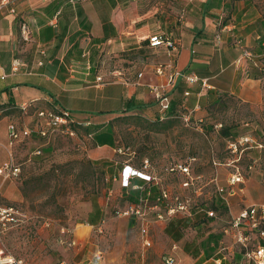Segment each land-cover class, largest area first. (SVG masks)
Listing matches in <instances>:
<instances>
[{"label": "crops", "instance_id": "1", "mask_svg": "<svg viewBox=\"0 0 264 264\" xmlns=\"http://www.w3.org/2000/svg\"><path fill=\"white\" fill-rule=\"evenodd\" d=\"M254 1L12 0L0 9V122H6L4 131L0 127V145L6 150L10 122L27 127L14 116L12 108L31 102L34 107L29 118L33 127L35 107L67 110L91 131L87 134L93 142L91 158L110 159L116 135L106 138L113 146L98 145L93 133L104 136L108 123L122 114L129 99L142 103L140 109L129 113L147 119L158 116L151 86L165 82L174 70L180 75L166 88L171 109L177 104L197 115L204 100L215 103L220 93H226L248 104L264 125V12L250 11ZM24 29L29 32L27 37L22 34ZM157 33L165 34L177 48L173 54L159 47L164 49L163 61L158 63L164 75L156 74V65L139 71L132 79L104 83L96 80L99 74L95 72L94 58L114 48H138L141 40L150 47L148 37ZM244 51L250 55L244 56ZM15 60L19 65H13ZM87 62L91 63L90 69ZM192 75L197 81H186V76ZM185 91L188 95H184ZM255 128L246 127L241 136H252L260 147H252L230 160L242 170L251 163L253 166L244 172L246 179L237 185L236 195L224 202L226 210L222 214L209 217L194 211L190 216L178 215L166 221L154 220V214L150 217L151 246L155 247L151 251L146 247L145 253L149 252L144 255L155 258L151 264H159L161 256L171 252L172 244L178 245L173 252L178 264L231 263V246L238 243L224 230L243 208L259 203L257 196L264 190V169L260 166L264 137L259 134H264V128ZM249 155L254 162L249 161ZM137 182L141 184L142 180ZM135 223L132 226L139 225ZM111 228L113 238H117L118 227ZM246 233L251 239L257 236L255 231ZM225 249L230 252L225 254ZM111 250L106 258L86 264H123ZM233 260L245 264L243 254L234 255Z\"/></svg>", "mask_w": 264, "mask_h": 264}, {"label": "rangeland", "instance_id": "2", "mask_svg": "<svg viewBox=\"0 0 264 264\" xmlns=\"http://www.w3.org/2000/svg\"><path fill=\"white\" fill-rule=\"evenodd\" d=\"M250 11L264 12V0H255ZM163 50L145 46L141 40L138 48L104 51L94 58L95 72L104 82L132 79L139 71L160 64ZM12 110L19 122L27 127L33 125L31 114H23L19 107ZM171 110L172 115L162 120L158 118L166 117L165 113L158 109L159 115L145 122L132 116L114 121L116 143L115 150L109 152L110 159L91 158L93 142L83 130V123L75 127L77 134L73 137L63 135L43 141L32 133L18 140L12 151L20 173L3 183L0 179V204L17 209L19 220L7 223L4 229L0 226V249L23 264H86L106 258L111 249L123 264L154 263V257L145 256L155 247L151 246L153 233L149 229L151 244L143 247L140 225L136 224L142 220L123 214L131 203L118 179H113L126 163L152 177L144 187L178 195L187 203L190 214L201 208L213 212L209 217L222 214L226 206L218 187H227L235 171L230 160L240 153L238 145L233 151L229 144L237 141L246 127L259 131L264 125L248 104L226 93H220L215 103L204 100L197 115L191 112L188 121L183 117L189 111L183 107L174 104ZM245 122L248 126L243 125ZM0 127L4 131L6 122L1 121ZM259 134L264 137L260 131ZM7 158V151L0 145V164ZM248 159L252 160L250 155ZM260 162L264 169V157ZM179 164L191 169L193 180L187 187L182 186L188 178L177 170ZM257 198L264 204V190ZM96 212L98 219L90 224L88 217ZM140 212L148 220L153 215L148 207ZM129 220L136 226L128 224ZM112 226L118 227L117 238H113ZM146 247L151 248L145 253ZM245 250L233 244L230 264H241L233 257Z\"/></svg>", "mask_w": 264, "mask_h": 264}, {"label": "built area", "instance_id": "3", "mask_svg": "<svg viewBox=\"0 0 264 264\" xmlns=\"http://www.w3.org/2000/svg\"><path fill=\"white\" fill-rule=\"evenodd\" d=\"M12 0H0V9L4 6L11 3ZM23 36L27 37L29 32L24 29L22 31ZM149 46L152 48L165 47L169 52L173 54L176 51V44L173 40L167 37L165 34L157 33L150 35L148 37ZM248 51H244V56H249ZM241 59H238L239 63ZM14 66L19 65V61L15 60L13 62ZM87 67L91 68V63L87 62ZM17 67H13V70H16ZM155 72L158 75H164L165 70L162 65L155 67ZM180 73L178 70H174L169 73L166 77L165 82L151 86V92L154 96L156 104L159 110L162 113H166L167 108L170 104V99L166 94V88L171 86L174 83V80ZM140 76V74L138 75ZM4 78V76H2ZM98 82L102 81L100 75L96 77ZM186 81L195 82L197 81L196 76H186ZM184 95H188V92L185 91ZM34 106L31 102H22L19 104V108L23 114H29L31 108ZM36 114V124L34 127H19L16 123L10 122L7 126L8 133V143L5 146L7 150L8 158L0 165V178L2 183L8 179L18 177L20 173V168L15 162L13 148L16 145L17 141L21 138L30 137L32 133H35L37 136L49 141L54 139L57 136H75L77 134L75 130V124L78 123L71 113L67 110L59 109H48V108H37L33 110ZM191 112L189 111L183 117L185 121L189 120ZM162 118V117H161ZM81 124V123H79ZM237 145L240 148V153L245 150L251 149L252 147H260V144L250 135L240 136L237 141L229 144V147H232L233 151L237 149ZM39 153V150L36 151ZM254 162V160H253ZM252 163L247 166L246 170L252 168ZM235 171L230 174L227 187L220 186L218 187V194L220 198L227 203L228 198L236 194V185L242 183L245 178V170H242L238 166H234ZM177 170L184 174L188 180H184L182 186L187 187L189 183L193 180L191 176V169L187 164L177 165ZM151 176L140 171L137 167H134L128 163L123 164L122 169L120 170L118 177L113 179H118L120 187L125 190L131 189H140L142 193L138 196V199L135 203L128 205L127 209L123 210L124 215H134L135 217H140L142 221L139 222L140 225V234L143 247L150 246L151 242L148 238L149 225L151 220H148L144 213L140 212L144 208L148 207L153 211L154 220L166 221L171 219L172 216L177 214H187L188 212L187 203L182 202L179 199L178 195L172 196L165 189H158L153 193L150 187L146 188L143 186L144 183H148L151 180ZM137 180H142L143 183H138ZM142 213V214H141ZM19 214L18 210L13 206H3L0 204V226L4 229L7 226V223L17 222L19 219L17 215ZM208 216L213 215L212 211H207ZM141 216H144L141 217ZM147 219V220H145ZM264 221V204L259 205H250L243 208L239 214L233 219L230 226L225 228V233L231 234L236 243L242 245L245 250V264H264V246L257 242L254 244L253 248L250 249L251 237L246 231L258 230V235L260 238H264V227H261V223ZM101 231V229H98ZM178 249L177 244H172L171 252L164 253L159 264H178V259L174 255V251ZM99 254V253H98ZM98 254L96 255L98 257ZM0 264H23L20 260L15 259L10 253H5L3 250H0ZM59 264H63L60 262Z\"/></svg>", "mask_w": 264, "mask_h": 264}, {"label": "trees", "instance_id": "4", "mask_svg": "<svg viewBox=\"0 0 264 264\" xmlns=\"http://www.w3.org/2000/svg\"><path fill=\"white\" fill-rule=\"evenodd\" d=\"M143 44L144 45H147V43H146V40H144L143 41ZM142 107V103L140 102V101H136V100H133V99H129V100H126V102L124 103V106H123V110L121 111L122 112V114H120V115H118V116H116V117H114L109 123H108V126H107V129H106V132L104 133V136H102V137H100L97 133H93V141H94V143H96V144H98V145H103V144H109L110 146H113L114 145V143L113 142H111V143H108L107 141H106V138H108L110 135H113V134H115V127H114V124H113V122L114 121H116V120H118V119H122V118H128V117H133V118H136V119H139V120H141V121H144L145 122V120H146V117H144V116H142L141 114H128V115H123V114H127V113H129L130 111H132V110H134V109H140ZM171 112H172V110H171V105L169 104V107L167 108V110H166V117H163V118H158V120H162V119H165V118H168V117H170L172 114H171ZM122 115V116H121ZM81 126V124H79V123H76L75 124V126L74 127H80ZM83 130L85 131V133L86 134H91V131L89 130V128L87 127V125H85L84 127H83ZM223 134H227V131H224L223 130V132H222ZM230 135V134H229ZM39 137V136H38ZM40 139H42L41 137H39ZM105 139V140H104ZM43 141H45V139H42ZM252 149V148H251ZM251 149H248V150H251ZM246 151V150H245ZM252 158V160H251V162L254 160V157H251ZM123 166V165H122ZM122 166H120V168H119V171L118 172H120V170L122 169ZM247 168V167H246ZM245 171H249V170H246L245 169ZM122 189H124V188H122ZM150 189H151V191L153 192V193H155L156 192V188L155 187H150ZM122 192H124V191H122ZM124 193H126V197H127V199H128V201H129V203H135L136 201H137V199H138V196L142 193V190H140V189H131V190H128L127 192H124ZM223 203H224V201L223 200H221ZM199 211H202L203 213H205L206 214V212H207V210L206 209H199ZM98 219V216H97V212L96 213H94V214H90L89 215V217H88V220H89V223L91 224V223H94V222H96V220ZM132 222H133V220H130V224H132ZM261 227H264V221H262V223H261ZM253 231H255L256 233H257V236H255V238H253V239H251L252 241L250 242V245H254V244H256L257 242H260V244L262 245V246H264V238H260L259 237V235H258V230L257 229H255V230H253ZM240 245V244H239ZM243 247V246H242ZM254 247V246H253ZM245 252H243V255H244V257H245V254H244ZM239 256H241V255H239ZM239 259H240V257H239ZM238 260V259H237ZM245 263H246V260H245Z\"/></svg>", "mask_w": 264, "mask_h": 264}]
</instances>
